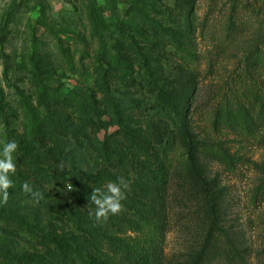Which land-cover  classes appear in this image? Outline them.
<instances>
[{"label":"rangeland","instance_id":"374dc122","mask_svg":"<svg viewBox=\"0 0 264 264\" xmlns=\"http://www.w3.org/2000/svg\"><path fill=\"white\" fill-rule=\"evenodd\" d=\"M47 29L69 59L65 70L41 53ZM261 59L264 0H0V264H19L15 252H50L52 236L91 242L82 205L47 182L57 173L85 186L124 242L141 238L140 219L116 200L140 177L130 164L116 175L102 148L157 159L166 133L144 107L141 74L168 89L194 148L185 164L174 151L158 160L159 264H264V95L223 101L245 73L264 89ZM32 126L44 147L29 140Z\"/></svg>","mask_w":264,"mask_h":264},{"label":"trees","instance_id":"16d2710c","mask_svg":"<svg viewBox=\"0 0 264 264\" xmlns=\"http://www.w3.org/2000/svg\"><path fill=\"white\" fill-rule=\"evenodd\" d=\"M255 18L259 17L258 11L261 7L255 8ZM90 17V16H89ZM52 33L47 29L39 36L41 43V53L47 58V61L52 69L55 71L65 70L69 67L70 62L68 57L63 53L58 41L52 36L46 39V34ZM252 61V60H249ZM246 60V62H249ZM257 70H264V59L255 64ZM79 67L86 70L83 64ZM242 76H237L230 83V88L227 91V97L224 103L231 104L234 102L239 91L249 92L250 94L262 96L264 89L257 86L252 75L245 73ZM138 87L143 92V97L149 98V102L144 104V107H149L154 116V124L165 129V141L159 145L152 153L156 155L151 159L140 161L135 158L129 151L125 153L116 145L104 148V157L109 159L111 164L115 165L114 173L116 175H123V169L130 164V170L140 177V183L132 188H124L122 194L116 196L117 202L124 206L132 217H138L140 221H134L137 226L141 225L140 237L124 242L118 235L119 225L113 223L112 218H108L101 207L95 202L90 192H88L81 183L74 180V178L65 174H54L49 176V186L62 198L72 203H80L83 208L84 215L90 220L88 232L91 242L88 240L74 239L71 237H50L49 244L51 251L46 254L40 252L21 253L15 252V258L19 264H159L157 250L159 243L162 242L163 221L160 218V196L158 188L164 183L165 173L163 166L158 162L159 158L168 161L171 157L170 152L174 151L181 164L190 162L193 156V143L189 133L187 132L183 118L178 108L175 107L168 99V89L162 86L151 83L150 79L141 74L138 80ZM143 98V101H144ZM223 103V102H222ZM223 103V104H224ZM80 114V113H79ZM43 117L48 118L49 114H43ZM79 121H87L98 130L105 129L103 122L99 118L93 120L78 116ZM29 140L33 142L35 147H44V139L36 134L34 126L31 127ZM49 155L60 156L59 152L50 147L46 149ZM20 156V159H23ZM63 180V186H60L56 178ZM66 188H69L66 191ZM64 188V190H62ZM40 209H46L45 204L40 200H36ZM26 212V211H25ZM2 210H0V214ZM9 220L16 221V227H22L23 224L18 217L8 214ZM27 235L36 236L34 229L25 227ZM13 231H16L15 229ZM17 232L13 233L14 238ZM37 239V238H35Z\"/></svg>","mask_w":264,"mask_h":264}]
</instances>
